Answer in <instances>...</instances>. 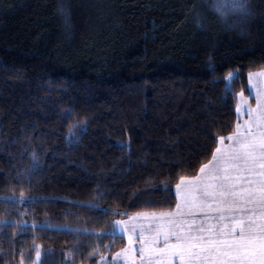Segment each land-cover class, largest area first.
Wrapping results in <instances>:
<instances>
[{
  "label": "trees",
  "instance_id": "16d2710c",
  "mask_svg": "<svg viewBox=\"0 0 264 264\" xmlns=\"http://www.w3.org/2000/svg\"><path fill=\"white\" fill-rule=\"evenodd\" d=\"M253 8L240 35L200 0H0V264H100L116 217L175 208L253 97Z\"/></svg>",
  "mask_w": 264,
  "mask_h": 264
},
{
  "label": "snow or ice",
  "instance_id": "6c2138e0",
  "mask_svg": "<svg viewBox=\"0 0 264 264\" xmlns=\"http://www.w3.org/2000/svg\"><path fill=\"white\" fill-rule=\"evenodd\" d=\"M248 78L255 95L238 94L234 130L219 136L198 174L179 175L175 208L123 213L128 218L114 224L127 246L111 261L99 247L90 256L99 255L100 264H264V68ZM6 199L33 198L21 192ZM35 255L41 256L39 246Z\"/></svg>",
  "mask_w": 264,
  "mask_h": 264
},
{
  "label": "clouds",
  "instance_id": "9594fccd",
  "mask_svg": "<svg viewBox=\"0 0 264 264\" xmlns=\"http://www.w3.org/2000/svg\"><path fill=\"white\" fill-rule=\"evenodd\" d=\"M203 9L215 14L222 25L232 31L244 35L254 16V0H200ZM203 26L207 17L201 13L199 17Z\"/></svg>",
  "mask_w": 264,
  "mask_h": 264
},
{
  "label": "rangeland",
  "instance_id": "374dc122",
  "mask_svg": "<svg viewBox=\"0 0 264 264\" xmlns=\"http://www.w3.org/2000/svg\"><path fill=\"white\" fill-rule=\"evenodd\" d=\"M250 89H251V95L254 96L255 95V91H254V88H253L251 82H250ZM127 218H128L127 216L116 217L115 221L118 220V219H127ZM115 233L121 234V235H123L126 238V233H124L123 230L118 225H115ZM126 241H127V238H126ZM126 246H127V243H126L125 247ZM114 254L109 257V260H111L114 257Z\"/></svg>",
  "mask_w": 264,
  "mask_h": 264
},
{
  "label": "crops",
  "instance_id": "0c3cea01",
  "mask_svg": "<svg viewBox=\"0 0 264 264\" xmlns=\"http://www.w3.org/2000/svg\"><path fill=\"white\" fill-rule=\"evenodd\" d=\"M252 104L254 105L255 104V102H252ZM228 141H226V143H227ZM198 174V173H197ZM178 199V198H177Z\"/></svg>",
  "mask_w": 264,
  "mask_h": 264
}]
</instances>
